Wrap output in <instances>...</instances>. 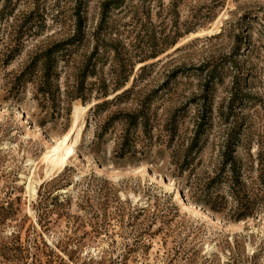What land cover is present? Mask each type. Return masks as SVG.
Wrapping results in <instances>:
<instances>
[{
  "label": "rangeland",
  "instance_id": "rangeland-1",
  "mask_svg": "<svg viewBox=\"0 0 264 264\" xmlns=\"http://www.w3.org/2000/svg\"><path fill=\"white\" fill-rule=\"evenodd\" d=\"M0 264H264V0H0Z\"/></svg>",
  "mask_w": 264,
  "mask_h": 264
},
{
  "label": "bare ground",
  "instance_id": "bare-ground-1",
  "mask_svg": "<svg viewBox=\"0 0 264 264\" xmlns=\"http://www.w3.org/2000/svg\"><path fill=\"white\" fill-rule=\"evenodd\" d=\"M83 109H76L74 111V121L71 128L59 139L53 140L49 157L46 160V166L49 169L48 174L52 170L58 168L59 170L65 167L67 160L75 153V144L80 139L82 123H77L78 114ZM28 192L33 196L35 190L31 185L27 186Z\"/></svg>",
  "mask_w": 264,
  "mask_h": 264
},
{
  "label": "trees",
  "instance_id": "trees-1",
  "mask_svg": "<svg viewBox=\"0 0 264 264\" xmlns=\"http://www.w3.org/2000/svg\"><path fill=\"white\" fill-rule=\"evenodd\" d=\"M143 68H140L139 70H142ZM129 91V89H126V90H124V91H122L120 94H118L117 96H116V98L117 97H119V96H121V95H123V94H125L126 92H128ZM99 106H101V104L100 105H95V108H98Z\"/></svg>",
  "mask_w": 264,
  "mask_h": 264
}]
</instances>
